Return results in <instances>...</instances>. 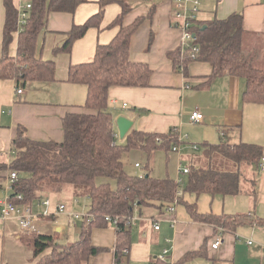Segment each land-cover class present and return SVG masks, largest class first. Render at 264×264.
<instances>
[{"label":"trees","instance_id":"obj_1","mask_svg":"<svg viewBox=\"0 0 264 264\" xmlns=\"http://www.w3.org/2000/svg\"><path fill=\"white\" fill-rule=\"evenodd\" d=\"M84 1L30 0L28 18L24 29L18 32L16 54L12 56L9 45L17 28V10L13 0H3L5 19L0 79L13 78L18 83L54 80V61L35 55L37 36L44 28L49 12L73 13ZM105 2L101 1L98 12L84 22L73 24L64 41L52 49L53 53H69L74 41L88 29L99 28ZM119 2L121 11L107 25L117 28L114 37L105 44L97 43L91 60L68 66L67 81L85 85L86 96L76 106L77 111L68 112L62 118L61 141L30 139L25 128L18 125L11 144L14 158L9 165L0 161V190H4L2 180L7 171L18 174L12 183L13 195L8 198L14 204L40 201L43 190L60 192L67 185L85 191L90 199L88 212L93 213L94 218L90 222L83 220L80 223L76 240L61 245L55 242L56 233L44 235L32 232L33 257L36 258L33 264H87L90 258L107 250L91 242L92 229L110 223L104 219L105 215L118 216L114 223V256L120 260L124 248H128L129 253L131 230H125L124 225L135 208L142 212L144 208L156 207L162 213L172 203L176 190L184 183L183 180L181 185L176 184L169 176L155 178L149 172L131 176L124 170L122 156L128 150L140 148L151 155L157 149L171 150L178 141L174 130L164 134L132 128L123 141H118L115 136L114 120L108 108L109 88L148 86L152 73L146 63L134 62L129 58L131 37L144 17L124 25L123 17L130 7L124 0ZM242 21V15L236 12L224 18L195 20L192 30L197 36L198 50L193 52L192 46L180 45L167 54L175 70L185 76H188V64L193 61L210 65L211 71L204 76L205 81L196 87L206 85L220 76L240 77L245 81L242 100L264 106V61H260L262 64L258 61L262 51L259 43L254 45L253 39L245 34ZM227 132L223 131L218 142L203 144L201 159L192 161L185 175L183 193L187 191L197 196L201 193L236 195L244 191L256 197V174L264 149L257 143H232ZM157 136L162 137L160 143L155 141ZM254 166L256 168L252 174L244 173L243 168ZM99 176L114 179L116 188L112 189L109 183L95 184ZM245 182L249 187L243 186ZM19 194L20 200L17 198ZM178 199L179 204H184L196 221L208 222L224 230H233L250 221L264 229V218L253 219L246 214L200 213L195 203H187L182 196ZM200 255H205L203 246L185 253L175 264H182ZM152 263L160 264L158 260H152Z\"/></svg>","mask_w":264,"mask_h":264},{"label":"crops","instance_id":"obj_2","mask_svg":"<svg viewBox=\"0 0 264 264\" xmlns=\"http://www.w3.org/2000/svg\"><path fill=\"white\" fill-rule=\"evenodd\" d=\"M21 1L13 0L16 10L19 4L22 5ZM29 1L25 0V2ZM101 1L107 2L103 5L100 27L88 29L82 37L74 41L69 53L62 52L54 55L52 49L64 41L72 25L81 24L97 13ZM119 1L86 0L79 4L73 13L54 11L47 14L45 26L39 32H43L42 51L39 52L35 46V55L54 61L55 78L51 81H28L26 83H18L13 78L0 79V152H13L11 144L18 125L25 128L26 135L30 139L61 141L63 138L62 118L68 112L77 111L76 106L81 104L86 96L85 85L67 81L68 66L91 60L96 44H105L114 37L117 28L107 25L121 11ZM124 1L130 7L123 17L124 25L132 23L138 17H144L131 37L129 58L134 62L146 63L152 69V73L148 86H112L109 88L108 108L113 116V127L118 141L119 139L123 141L125 138H120L118 135L115 123L118 116H125L132 121L130 129L164 134L174 130L178 141L179 137L182 140L184 133L187 134L184 127L191 125V112L198 109L203 118L192 124L218 126L219 139L224 130H228L230 139L232 131L237 129L240 136L241 126H244L247 117L255 116L257 123L254 134L261 141L246 138L244 130L242 139L261 144L264 149L262 139L264 138L262 137L264 136L262 135L264 134V106L246 103L242 100L245 86L243 78L225 75L213 79L206 85L196 87L197 84L204 82V76L210 73L211 68L208 63L196 61L189 63L188 76L175 70L167 54L181 43V30L173 26L174 0ZM199 2V11L196 14L198 21L214 17L224 18L234 12L240 13L245 34L253 39L254 45L259 43L262 54L258 61H264V0H199ZM4 19L3 0H0V56ZM17 35L15 31L9 45V52L12 56L16 54ZM17 87L22 88L20 94H15ZM187 136L189 138L187 134L186 139ZM242 139L234 140L232 143L242 141ZM192 145L193 143L191 150H195ZM202 155L190 154L187 157L186 166L190 167L191 162L200 160ZM254 169V167H245L243 171L250 175ZM7 176H5L6 180ZM257 183L256 197L253 198L255 201L261 197L264 184L263 180L261 186L258 180ZM199 196L190 197L191 203H189H195L198 212L224 213L223 207L218 213L216 211L218 206L211 204L203 209L198 204ZM217 196L226 197L219 193L210 195L212 200ZM40 201L33 204L38 206ZM135 212L139 219L135 222V238L131 241L129 253L123 259L125 264H128L130 259L154 264L152 260H157L164 248L170 249L168 258L175 264L185 253L198 250L201 246L204 248L205 255L196 256L182 264H264V229L255 223L246 221L233 230H224L222 232L223 242L217 249H213L210 244L218 233V227L208 222L194 220L186 207L178 208L177 206L175 227H172L168 221L162 220L158 229L153 228L154 221L146 219L150 215L156 216L161 213L156 207L144 208L142 212L135 208ZM39 214L36 213L34 233L50 235L62 231L61 227L54 224L55 215L43 217ZM245 214L253 219L258 217L251 212ZM59 215L65 222L71 220L70 214ZM32 236L33 233L20 229L16 218L0 220V264H22L21 261L25 259L26 254H29V258H26L28 262L25 264H33ZM249 240L252 241L250 244ZM115 241L116 231L112 223L104 227H94L91 231L92 244L107 248V250L90 258L87 264H110L116 259L114 256ZM6 243L8 250L5 251ZM23 243L28 246L25 254L21 252L19 256L7 259L9 251L18 252Z\"/></svg>","mask_w":264,"mask_h":264},{"label":"rangeland","instance_id":"obj_3","mask_svg":"<svg viewBox=\"0 0 264 264\" xmlns=\"http://www.w3.org/2000/svg\"><path fill=\"white\" fill-rule=\"evenodd\" d=\"M22 5L25 3V0H22ZM43 32L39 33L37 36L36 46L39 49V52L42 51V43H43ZM54 54V53H53ZM56 55V54H54ZM263 66V65H262ZM264 67V66H263ZM259 108V107H257ZM264 121V120H263ZM184 127L186 129V133L189 135V138L185 133L183 134V138L180 142H178L179 146V153L165 149H157L155 150L151 155L146 153L144 150L140 148H132L128 150L127 152L123 153L122 161L124 164V170L128 175L131 176H138L145 174L147 172L150 173L152 177L155 178H164V177H171L176 178L177 176V169L179 167V162L181 161V165L187 164V157L190 154L193 155H202L204 143H216L219 141V134H218V126L214 124H192ZM257 123V119H255V116L253 117H247L245 120L244 126H241V135L239 136L238 129L236 131H232V138L231 142H234V140L242 139V133L244 130V136L249 139H257V141H261L260 138H257L254 133L256 129L255 124ZM264 133V131H263ZM260 134V133H258ZM264 135V134H262ZM264 137V136H262ZM264 141V138H262ZM119 141H122L119 139ZM242 141H244L242 139ZM248 143H253L249 141H245ZM196 145V148H192L195 150H191V144ZM258 144V143H257ZM261 145V144H259ZM14 158V153L7 151L0 152V161L7 163V165L10 164L11 160ZM180 158V160H179ZM139 163L140 166L136 167L134 164ZM260 171V170H259ZM8 171L5 173V175H8ZM181 178L184 180V183L181 185V189L184 190L185 186V176H181ZM256 179L258 180L260 186L261 182L263 180L264 183V171H260L256 174ZM6 178L2 180V185L5 188V182ZM244 181H242L243 183ZM7 183V182H6ZM102 183H109L112 189L116 188V182L114 179L104 176H99L95 179V184H102ZM249 187L248 183L245 182L243 186ZM245 189V188H244ZM211 194L209 193H201L198 199V204L204 209L208 208V206L211 204L213 206H218L216 211L218 213L221 212V208L223 207V212L231 215L236 214H245L248 212H251L252 214H256L258 217L264 218V184L262 186L261 191V197L257 199L256 201L253 199L251 195L248 193L242 191L236 195H224L226 197L217 196L212 200L210 197ZM42 198H49L54 203H63L66 206V211L78 213L81 217L78 219H71L69 222L66 221L60 217V215H55L54 224L58 225L62 228L61 232H58L55 235V242L58 244H67L77 239V233L78 228L80 226V223L83 221L82 215L85 214L90 206V199L87 197L85 191L79 190L76 188H73L71 185H67L62 191H48L43 190L41 192ZM195 198L196 194L189 193L187 191L184 192L183 198H185L184 201L187 203H191V198ZM77 200L75 203H73V200ZM194 202V200H193ZM35 203V202H34ZM193 204V203H192ZM36 204H33L32 212L34 214L41 213L42 206L37 204L38 206H35ZM181 206L185 207L184 204L178 205V208H181ZM222 213V212H221ZM138 214L133 212V216H137ZM111 226V225H110ZM136 226L135 223L131 226V240L135 238V230ZM32 240V239H31ZM9 246V245H8ZM21 247V250L18 249L17 251L10 250L9 255L7 256V259L14 256H19V254L24 253L26 251V243H23ZM7 249V243L5 244V251ZM8 250V249H7ZM31 250V249H30ZM23 254V255H24ZM29 258V254H26L25 259H23L21 262L22 264H25V262H28L26 258ZM36 258H34L35 261ZM10 262V261H9ZM128 264H150L148 262H138L134 261L133 259H130L128 261Z\"/></svg>","mask_w":264,"mask_h":264},{"label":"built area","instance_id":"obj_4","mask_svg":"<svg viewBox=\"0 0 264 264\" xmlns=\"http://www.w3.org/2000/svg\"><path fill=\"white\" fill-rule=\"evenodd\" d=\"M200 2L199 0H174V9H173V26L179 28L181 30V46H192V51L195 52L198 50L197 46V36L193 32V24L196 18V14L199 11ZM31 8V3L25 2L23 5L19 4V7L17 8V28L16 32H20L24 29V25L26 23V20L28 18V11ZM188 87V86H186ZM22 92L21 87H17L15 89V94H20ZM125 106V104H124ZM203 118V115L200 110L196 109L193 110L190 114V121L191 122H199ZM117 136V134H115ZM156 142H161L162 137L157 136L155 137ZM180 137L178 138V142H180ZM197 146L193 144V148H196ZM171 151L179 153V146L178 144H175L172 146ZM180 160V158H179ZM136 167H139V163H135ZM258 168L260 171H264V156L261 157ZM190 170L189 166L181 165V161L179 162V167L177 169V176L174 178L175 183L181 185L183 183V179L181 176H185ZM18 174L15 171H10L7 176V183L5 185V188L3 190V197L0 199V220L5 221L10 218H16L18 222V226L20 229L32 233L36 230L35 226V219L36 214L32 212L33 203L26 202L23 204H14L8 200V196L6 195L7 191L12 190V183L17 179ZM183 195V190L181 189V186L176 190L175 197L171 204L167 205L164 208V211L162 213H159L156 216H148L146 217L147 220L154 221L153 222V228L158 229L159 223L162 220H166L169 222V224L172 227L176 226L177 220L175 217L176 209L179 204V197ZM17 198L20 200L21 195L19 194ZM77 200H73V203H75ZM39 205L42 206V211L39 214L40 216L47 217V216H53V215H59V214H70L71 219L75 220L81 217L78 213H72L66 211V206L63 203H53L49 198H44L39 202ZM83 220L86 222H90L94 218V214L91 212H86L82 215ZM155 217V218H154ZM104 219L106 221H109L114 225L116 224L118 220V216H109L105 215ZM139 219L138 216H131L128 218L127 222L124 225L125 230H130L132 224L136 222V220ZM224 231L223 228L218 227V233L215 235L213 242L211 243V248L217 249L220 244L223 242V234ZM169 241V239H166ZM252 241L249 240L248 243L250 244ZM170 249L164 248L161 252V254L158 256L157 260L160 262V264H174L169 258ZM123 255L120 260L114 259L110 264H125L124 258L128 254V248H124L122 251Z\"/></svg>","mask_w":264,"mask_h":264},{"label":"water","instance_id":"obj_5","mask_svg":"<svg viewBox=\"0 0 264 264\" xmlns=\"http://www.w3.org/2000/svg\"><path fill=\"white\" fill-rule=\"evenodd\" d=\"M115 123L117 126V131H118L119 137L124 138L132 126V121L129 120L128 118H126L125 116H118L115 120ZM254 168H256V167L254 166ZM6 195L8 197L12 196L13 191L12 190L7 191ZM2 197H3V191L0 190V199ZM57 231H59V228H57Z\"/></svg>","mask_w":264,"mask_h":264}]
</instances>
